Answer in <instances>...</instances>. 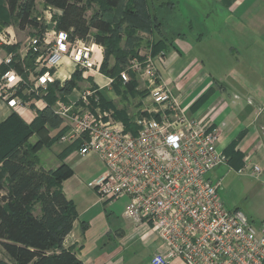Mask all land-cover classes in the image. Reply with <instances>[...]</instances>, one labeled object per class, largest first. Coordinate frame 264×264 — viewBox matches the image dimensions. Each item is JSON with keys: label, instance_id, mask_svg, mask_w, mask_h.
Returning a JSON list of instances; mask_svg holds the SVG:
<instances>
[{"label": "crops", "instance_id": "1", "mask_svg": "<svg viewBox=\"0 0 264 264\" xmlns=\"http://www.w3.org/2000/svg\"><path fill=\"white\" fill-rule=\"evenodd\" d=\"M164 1L147 0L149 12L154 13ZM97 8L94 4L90 10ZM116 11V15L122 16V11ZM61 13L44 0H37L32 15L39 27L23 29L32 32L26 42L18 37L17 26L9 24L0 29V66L7 63L11 53L15 54L10 69L20 75L24 83L13 90L20 97L19 89L22 94H32L28 105L21 109L9 107L0 95V124L14 112L30 123L38 111L47 106L45 98L40 96L45 91L43 88L38 93L31 91L40 75L49 72L54 81L64 84L76 70H81L69 54L63 57L59 67L47 66ZM173 13L179 20L176 26L169 25ZM162 16V33L150 34L139 29L136 37L141 44L148 42L149 35L154 39L166 37L167 49L161 51L164 56L158 64L164 83L180 98L190 118L205 121L210 129L218 128L217 148L228 156L226 164L230 168L252 173L249 167L253 164L261 167V171L252 176L257 181L256 192H264V0H177L175 7ZM33 37L41 41L35 57L27 52ZM92 43L76 38L71 40L70 50ZM141 46L138 52L143 51ZM148 47L147 44L146 49ZM98 57L101 63L103 50L98 52ZM82 77L84 87L77 85L66 95L68 100H72L76 88L80 94L90 85L91 88L101 87L100 91L106 96V88L111 87V78L99 70L92 69L85 74L82 70ZM58 130L50 129V135L54 136ZM29 141L36 142L37 136ZM234 142L237 153L231 156L227 149ZM58 144L59 141L53 144V167L44 166L40 159L41 166L46 169L60 166L69 145L58 147ZM73 153L65 157L71 167ZM104 168L103 164L101 172L88 182L100 176ZM68 181H64L63 191L74 203L77 218L71 231L74 237L65 246L75 250L84 264H151L153 255L165 249L146 225L137 226L124 216L128 198L104 203L88 183L87 187L67 190ZM248 215L259 224L264 218V206L256 218ZM170 264L186 263L180 257H173Z\"/></svg>", "mask_w": 264, "mask_h": 264}, {"label": "built area", "instance_id": "2", "mask_svg": "<svg viewBox=\"0 0 264 264\" xmlns=\"http://www.w3.org/2000/svg\"><path fill=\"white\" fill-rule=\"evenodd\" d=\"M54 36L49 68L59 67L69 54L84 74L100 71L102 45L93 42L71 51L70 32L58 30ZM40 42L31 38L27 52L39 51ZM142 52L121 72L127 82L132 70L149 89L152 108L141 110L136 132L127 130L123 121L111 120L103 110L101 87L89 88L77 100L56 101L53 110L64 129L59 142L80 144L76 151L81 157L96 155L103 162V173L88 186L104 203L128 198L124 216L137 226L146 225L164 245L151 264H170L173 257L186 264H264V218L257 224L240 208H228L219 194L221 183L210 177L212 170L228 162L217 148L218 128L210 129L205 121L187 115L180 98L163 81L158 64L164 54L153 55L151 43ZM13 57L11 53L6 62ZM53 81L46 72L31 91L46 90ZM22 83L24 79L12 69L0 78V95L11 108L28 105L13 90ZM249 168L254 175L261 171L257 164ZM72 237L70 231L64 244Z\"/></svg>", "mask_w": 264, "mask_h": 264}, {"label": "trees", "instance_id": "3", "mask_svg": "<svg viewBox=\"0 0 264 264\" xmlns=\"http://www.w3.org/2000/svg\"><path fill=\"white\" fill-rule=\"evenodd\" d=\"M176 2L165 0L151 13L147 0H44L46 5L62 11L57 27L70 32L71 40L93 41L105 48L100 71L112 79L111 86L118 92L122 85L127 91L137 88L136 75L132 73L131 79L125 82L121 77L124 68L120 70L127 65L129 54L130 57L138 55L141 43L135 33L139 29L150 34L162 33V15L172 10ZM36 3L37 0H0V29L12 21L16 22L18 29L39 27V22L32 15ZM94 4L98 8L91 11L90 16L89 10ZM116 9L122 11V16L116 15ZM123 39L126 43L122 47ZM119 40L120 45L117 46ZM166 41L163 36L151 42L153 55L167 49ZM37 53L31 50L29 56L35 57ZM111 54L118 55L116 64H110ZM15 57L14 54L12 61ZM11 62L0 66V74L12 67ZM81 78L82 70H76L64 84L50 82L40 95L45 98L47 106L38 111L32 122L27 123L14 112L0 124V138L5 140L0 147V246L14 264H84L77 252L64 244V238L72 231L77 218L74 203L63 191L64 181L73 174V168L65 157L77 150L80 144L69 146L62 155L60 166L55 169L41 166L39 157V150L58 142L64 132L60 127L62 119L53 110L57 99L67 100L66 95L72 92ZM18 94L23 101H28L32 95L22 94L20 89ZM99 96L100 105H104L103 92L99 91ZM119 117L127 130L136 132L132 117L124 111ZM55 128L59 130L51 136L50 129ZM34 135L37 141L31 143L29 140ZM236 145L234 142L227 149L228 155L237 153ZM36 206H39V214L35 213Z\"/></svg>", "mask_w": 264, "mask_h": 264}, {"label": "rangeland", "instance_id": "4", "mask_svg": "<svg viewBox=\"0 0 264 264\" xmlns=\"http://www.w3.org/2000/svg\"><path fill=\"white\" fill-rule=\"evenodd\" d=\"M89 13L91 16V10H89ZM178 23V17H176V15L173 13L172 17L169 20V25L176 26L178 25ZM11 24L17 26L15 21H12ZM16 31L18 32V37L23 40V42H26L30 33H32L29 30L23 31V29L18 28H16ZM148 38L149 40L147 43L144 42L141 44V49L143 50L142 53H145V51L147 50V44H150V39H152V41L155 40L153 35H151V38L149 35ZM124 44L125 40L121 42L122 47L124 46ZM119 45L120 40L117 43V46ZM95 50L97 51L98 49L95 47ZM103 51H105V48H103ZM134 56L130 57L129 54L127 56L129 57L128 61H130ZM109 57L110 64L117 63V54H111ZM126 67L127 65L124 67H120V70H122L123 68L125 69ZM128 73L130 74V77H132L133 71L129 70ZM136 79L138 83L137 88H135L134 91H127L125 85H122L120 92H118L114 86L106 88V100L104 102V105L101 106L104 111L109 112V114L111 115L110 117H112L111 120L123 121V119L119 116L120 113L124 111L129 117H132L133 124L136 125V119L138 118V116H140L141 110L145 107L152 108L148 97L149 89L146 82L139 76H136ZM83 80L84 79L82 77L77 81V85L81 86L82 88L84 87V85H82L84 82ZM88 87L91 88V85ZM79 96V91L76 88L73 92L72 100H77ZM0 136L2 135L0 134ZM4 141L5 140H2V138H0V147H3L2 144L4 143ZM57 146L66 147L67 144L60 143ZM53 151V145L51 147H42L39 150L40 159L44 166L53 167ZM71 158L73 174L70 178H68L69 181L67 182V190L87 187V183H89L88 181L97 176V174H99L103 169V162L96 155L80 157V155L75 150ZM210 177L214 180V182L219 181L221 183L219 194L222 201L228 208L232 209L235 207H239L247 215L250 214L254 218L257 217V214L262 212V208L264 206V192H256L257 189L255 185H257V181L255 180L256 178L252 176V173H249L247 170L239 171L236 168H230L228 164L224 163L212 170L210 172ZM35 213L39 214V206H36ZM0 264H14V262L5 254L1 246Z\"/></svg>", "mask_w": 264, "mask_h": 264}]
</instances>
